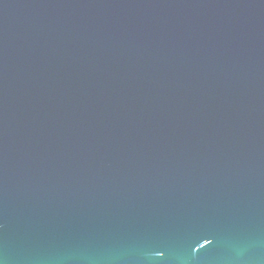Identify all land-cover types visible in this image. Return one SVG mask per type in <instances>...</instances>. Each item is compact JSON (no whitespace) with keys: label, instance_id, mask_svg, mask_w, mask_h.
<instances>
[{"label":"water","instance_id":"water-1","mask_svg":"<svg viewBox=\"0 0 264 264\" xmlns=\"http://www.w3.org/2000/svg\"><path fill=\"white\" fill-rule=\"evenodd\" d=\"M0 264H264V0H0Z\"/></svg>","mask_w":264,"mask_h":264},{"label":"snow or ice","instance_id":"snow-or-ice-1","mask_svg":"<svg viewBox=\"0 0 264 264\" xmlns=\"http://www.w3.org/2000/svg\"><path fill=\"white\" fill-rule=\"evenodd\" d=\"M204 240H205V243L198 245V247L202 248V247H204L206 245H210L212 243V241H209L207 238H205ZM159 254L163 255V253H159Z\"/></svg>","mask_w":264,"mask_h":264}]
</instances>
